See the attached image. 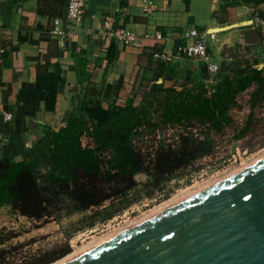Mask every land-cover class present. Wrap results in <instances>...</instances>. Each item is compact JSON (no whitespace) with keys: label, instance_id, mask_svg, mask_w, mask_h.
I'll use <instances>...</instances> for the list:
<instances>
[{"label":"trees","instance_id":"16d2710c","mask_svg":"<svg viewBox=\"0 0 264 264\" xmlns=\"http://www.w3.org/2000/svg\"><path fill=\"white\" fill-rule=\"evenodd\" d=\"M226 1L225 7L264 3ZM257 15L264 22V11ZM257 34L264 43V30ZM0 58L8 68L6 50ZM154 61L149 76L143 75L136 93L124 102L122 78L86 87L57 130L47 128L30 147L23 145L20 161L0 160V208L9 206L34 228L76 215L78 230L103 225L156 193L166 191L168 198L169 183L196 171L195 163L212 154L211 136L231 124L230 110L239 95L251 90V112L264 102V65L256 69L257 61L223 66L228 73L218 74L210 84L208 79L195 83L190 73L179 76L170 63ZM60 81L46 64L40 66L33 83L21 84L14 105L8 103L10 85L1 83L3 110L11 114L7 127L16 136L26 132L27 120L54 111ZM165 81L174 84L166 87ZM251 117L249 113L236 139L247 134ZM83 139L89 144L84 146ZM16 237L13 231L0 230V264H52L71 252L68 245L59 246L15 262L17 247L3 246Z\"/></svg>","mask_w":264,"mask_h":264},{"label":"crops","instance_id":"0c3cea01","mask_svg":"<svg viewBox=\"0 0 264 264\" xmlns=\"http://www.w3.org/2000/svg\"><path fill=\"white\" fill-rule=\"evenodd\" d=\"M187 1L86 0L81 19L73 26L66 20L67 0H0V52L3 49L8 52L10 65L4 68L0 58V160L20 161L23 145L30 147L47 128L57 130L86 87H99L119 78L123 80V92L137 87L156 63L150 58L154 49L173 56L168 63L179 76L190 73L195 83L207 79L210 82L208 63L216 64L219 75L223 76L228 69L222 67L239 64L247 48L259 43L255 51L258 52L259 47L263 49L257 31L264 27L255 19L258 11H264V3L225 7L226 0ZM109 17L116 20L114 28L121 27L134 34L138 46H126L104 37L103 23ZM56 20H60L61 29L69 33L67 40L50 34ZM245 22L247 25H242ZM226 25L240 26L209 37L210 28ZM189 27L208 35V60L175 55V49L181 44V33ZM156 32L161 34L160 40L154 38ZM61 41L66 44L61 45ZM45 64L47 71L61 77L55 109L27 120L26 132L16 136L13 129L7 127L6 115L10 113L3 110L1 83L10 85L8 103L14 105L21 84L33 83L39 67ZM173 84V81L164 82L166 87ZM4 208L10 210L8 206L0 208V225Z\"/></svg>","mask_w":264,"mask_h":264},{"label":"water","instance_id":"95a60500","mask_svg":"<svg viewBox=\"0 0 264 264\" xmlns=\"http://www.w3.org/2000/svg\"><path fill=\"white\" fill-rule=\"evenodd\" d=\"M67 264H264V161Z\"/></svg>","mask_w":264,"mask_h":264},{"label":"rangeland","instance_id":"374dc122","mask_svg":"<svg viewBox=\"0 0 264 264\" xmlns=\"http://www.w3.org/2000/svg\"><path fill=\"white\" fill-rule=\"evenodd\" d=\"M259 42L262 44L263 49L259 47V51H255V48L260 46L259 43L253 47L250 46L243 52L244 54L239 64L242 65L257 61L259 65L263 67L264 43L261 41ZM136 90L137 87H134L128 93L122 90L120 93V101L124 102L126 99L130 98L136 93ZM250 93L251 90L239 95L236 103L230 110L231 124L220 134H213L211 136L210 141H212L213 145L212 154L195 163V167L197 168L196 171L169 183L166 188V190L169 191L168 198L164 199V193L166 191L163 193H156L151 200H140L111 221L103 225L97 224L92 229L84 230H78L79 227L76 225L80 217L78 215L64 219L61 221V224L49 221L38 228H34L29 220L23 217L21 218L13 213L12 210L8 211L4 208L2 211L5 212L3 213V220L1 222L3 224L0 225V230L5 229L6 231H13L17 233V237L6 243L3 247H17L13 254V261L15 262L24 261L54 247H62L65 245H68L71 251L68 255L73 254L76 250L79 251L81 248L83 249L91 242L122 229L131 222L146 216L155 208L157 209L161 204L172 199H180L183 195L190 194V191H195L201 187L203 188V185L210 183L209 181L218 179L225 173L238 168L240 163L242 165H247L250 162H244L253 159V161L258 160L264 156V102L257 105L251 112L249 107ZM249 113L252 114L249 130L244 137L236 139L249 121ZM200 130V128L195 129L194 133L199 134ZM168 135H170V133ZM87 144H89L88 139H83V145L85 146ZM242 165H240V167ZM137 180L142 181L144 177L137 176ZM67 237H69L68 242L65 239ZM62 259L52 264H56L59 261L61 262Z\"/></svg>","mask_w":264,"mask_h":264},{"label":"built area","instance_id":"2783aa9c","mask_svg":"<svg viewBox=\"0 0 264 264\" xmlns=\"http://www.w3.org/2000/svg\"><path fill=\"white\" fill-rule=\"evenodd\" d=\"M86 0H67L66 6V20L73 26L78 24L81 19L82 10ZM150 4V3H148ZM119 10L116 11V13ZM146 12L147 9L144 8ZM255 21L264 26V22L256 17ZM118 22V21H117ZM60 20L54 21V28L51 31V35L60 40H67L70 36L69 33L61 29ZM116 20L114 18H105L103 23V36L108 39L118 40L126 46H138V39L134 34L129 31L122 29L121 27L114 28ZM156 40L162 38L159 32L154 35ZM209 37H212L211 35ZM181 44L175 49V55L181 56L187 59H197V60H208V35L199 32L194 27H189L181 33ZM153 59L156 61H161L168 63L171 61L173 56L165 55L162 52H155L152 54ZM207 70L210 74V83L216 82L217 75L219 74V67L214 63H208ZM7 119H11V114L6 115Z\"/></svg>","mask_w":264,"mask_h":264},{"label":"bare ground","instance_id":"6f19581e","mask_svg":"<svg viewBox=\"0 0 264 264\" xmlns=\"http://www.w3.org/2000/svg\"><path fill=\"white\" fill-rule=\"evenodd\" d=\"M253 160H251L252 162L251 161L244 162V163H249L250 162L247 165H242L240 163V165H242V166L240 167V165H239V167H240V168L238 167L239 169L236 168L237 170L234 169L232 171H229L228 173H225L223 176H221L218 179L209 181L210 183H207V184L203 185V188L201 187V188H199V189H197L195 191H190L191 192L190 194H187L185 196L183 195L182 198L179 197L180 199H174V200L172 199V200H169V201L165 202L164 204H161L160 206H158L157 209L155 208L154 210H152L146 216H143L142 218H140V219H138V220H136L134 222H131L130 224H128L126 227H124L122 229L114 231V232L110 233L109 235H107L105 237H101V238L97 239L96 241L91 242L90 244L86 245V247H84L83 249L81 248L79 251L76 250L73 254L68 255L67 257L63 258L61 260V262L59 261L56 264H67V263H69V262L81 257L82 255H84V254H86V253H88V252L100 247L101 245H103V244L107 243L108 241H110V240H112V239L124 234L125 232H127V231H129V230H131L133 228H136V227L148 222L149 220H151V219H153V218H155V217H157V216H159V215H161V214H163V213L175 208L176 206H178V205L190 200L191 198L199 195L200 193H203V192L211 189V187H214V186L218 185L219 183H221V182H223V181H225V180H227V179H229V178H231V177H233V176H235V175H237L239 173H242L243 171L247 170L248 168L253 167L254 165L264 161V156H262L258 160H255V161H253ZM231 172H233V173H231Z\"/></svg>","mask_w":264,"mask_h":264}]
</instances>
